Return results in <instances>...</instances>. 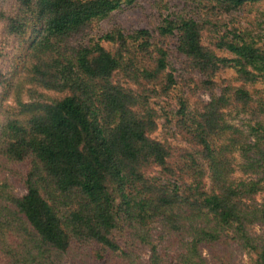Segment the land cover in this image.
<instances>
[{
  "label": "trees",
  "instance_id": "16d2710c",
  "mask_svg": "<svg viewBox=\"0 0 264 264\" xmlns=\"http://www.w3.org/2000/svg\"><path fill=\"white\" fill-rule=\"evenodd\" d=\"M137 1L0 0V264H264V28L218 29L264 0H178L208 20L72 44ZM162 99L185 147L154 137Z\"/></svg>",
  "mask_w": 264,
  "mask_h": 264
},
{
  "label": "rangeland",
  "instance_id": "374dc122",
  "mask_svg": "<svg viewBox=\"0 0 264 264\" xmlns=\"http://www.w3.org/2000/svg\"><path fill=\"white\" fill-rule=\"evenodd\" d=\"M187 14L197 20L207 21L208 17L204 13L196 12L191 6H188L178 0H138L134 5L130 7H124L123 9L114 12L108 19L98 23L95 28L90 31L87 36L75 40L72 44L74 46L85 45L89 40L96 41L101 35L110 31L112 27H120L125 32H132L137 29H147L158 26L164 18H172L179 15ZM209 33L215 32L210 26H206ZM233 28L254 30L256 33L263 31L264 28V4L256 6L250 11H242L238 13H232L229 16H223L219 22V32L223 34ZM168 59L170 68L173 72L177 85L172 92V96L182 95L183 97H189L190 91L193 90L194 85L192 79L198 78L195 74H190L186 71L182 61L183 58L179 56L175 51V38H172L167 43ZM234 76L233 72L227 70L222 73L219 79H231ZM257 89L264 90V84H258ZM49 97H53L50 95ZM198 98L201 101L207 102L209 100V94L200 92ZM177 109L176 99H162L157 106V110L160 115L158 120V130L154 134V137L160 140H168L173 146L185 147V142L182 141L181 137L176 132L173 123H166L164 114H168L170 118L175 110ZM230 121L245 129L248 122L247 117L232 114L229 117ZM14 170V169H13ZM15 172V170H14ZM17 193H20V189H16ZM255 233L259 236L264 235V228H256ZM158 250L160 253L166 252L168 255L172 254L173 250L169 249V239L158 240ZM208 257L206 251L204 252ZM147 251L140 250L139 257L140 261L145 262L147 259ZM208 259H210L208 257ZM236 261L239 264H245L246 258L243 254L236 255ZM209 264H214L209 262Z\"/></svg>",
  "mask_w": 264,
  "mask_h": 264
}]
</instances>
